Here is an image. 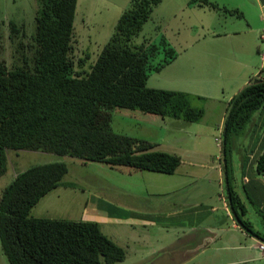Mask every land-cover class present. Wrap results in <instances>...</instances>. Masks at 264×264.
<instances>
[{
  "label": "trees",
  "instance_id": "obj_1",
  "mask_svg": "<svg viewBox=\"0 0 264 264\" xmlns=\"http://www.w3.org/2000/svg\"><path fill=\"white\" fill-rule=\"evenodd\" d=\"M161 2L130 0L88 72L76 71L85 60L75 47L77 0H38L29 42L23 26L0 23V177L6 172L7 152L22 150L70 157L82 164L128 167L133 172L175 173L181 164L178 155L155 150V143L112 128V111L117 108L187 123L203 116L190 107L187 93L146 85L151 72H160L178 57L160 29L134 41ZM204 5L216 8L205 0ZM6 46L9 59L4 57ZM263 74L264 67L227 103L219 143L226 154L228 204L235 223L262 241L232 188L228 153L231 138L242 133L257 112L264 114ZM261 128L247 133L255 147ZM252 156L245 160H252L255 172L264 178V142ZM67 172L63 162L31 166L2 191L0 249L8 264H117L125 259L126 250L107 238L96 222L30 214Z\"/></svg>",
  "mask_w": 264,
  "mask_h": 264
},
{
  "label": "rangeland",
  "instance_id": "obj_2",
  "mask_svg": "<svg viewBox=\"0 0 264 264\" xmlns=\"http://www.w3.org/2000/svg\"><path fill=\"white\" fill-rule=\"evenodd\" d=\"M179 1L162 0L134 41L137 43L143 36L154 35L158 29L170 38L171 45L181 54V60L160 72H151L146 85L148 88L187 93L190 96V107L201 110L203 116L196 123H187L144 114L138 110L117 108L112 111L114 132L153 142L157 144L155 150L180 157L181 164L174 174L133 172L128 167L111 168L97 162L82 164L70 157L22 150L7 152L6 172L0 177L1 197L2 191L15 176L27 168L50 162L65 163L68 172L60 185L45 195L30 214L46 219L96 222L104 235L125 248V259L117 264H158L159 260H165V264H176L177 261H183V264L215 261L216 252L209 251L205 256L198 254L196 259L186 255L184 250L197 245L201 240L204 242L203 238L209 234L201 230L189 234L185 230H166L157 226H163L169 221L163 217L171 209L175 211L191 204L215 205L218 213L226 215L223 206L229 202L224 161L226 154L221 151L217 139L222 142L227 103L249 78L254 77L252 72L258 70L257 66L262 62L258 53L264 56L263 19L250 0H205L214 5V9L204 5V0H198L196 5L191 3L193 8L186 6L178 11L177 6L174 10ZM234 7L242 10V14L236 10L240 16L234 12L232 14ZM38 8V0H0V23L11 21L23 26L25 42H29L34 34V17ZM116 16L114 9H106L104 6L103 9L97 8L92 11L91 17L93 21L104 18L102 25H86L80 31H75L77 54L85 58L83 65L77 67L76 71L90 70L97 54L113 33ZM237 48L248 56L235 54ZM4 57H10L8 46ZM246 60V66H242L240 63ZM260 113L255 114L242 133L231 138L228 157L232 188L247 218L252 222L260 220L262 223L257 226L264 230L263 214H258L257 207L251 206L247 191L243 188V184L250 180L264 191V185L261 184L264 178L255 172L252 160L245 162L247 156L249 158L251 153L256 152L247 133L262 124L260 131H264V119L261 120ZM176 121L183 123L180 130L173 124ZM250 163L253 166L249 167ZM190 198L194 201L187 204ZM107 203L118 210L129 207L141 210L153 206L156 207L155 215L161 219H157V226L154 227L147 226L144 219L142 223L146 227L140 228L133 225L136 221L131 217H123L122 220L113 217L93 218L94 215H110L106 213ZM228 209L233 218L229 204ZM257 214L260 218H254ZM123 215L113 213L111 216L120 218ZM129 221H134L132 228ZM215 236L211 246L216 245L217 234ZM151 251L155 254L149 258L148 252ZM187 259L193 260L186 262ZM0 264H8L1 249Z\"/></svg>",
  "mask_w": 264,
  "mask_h": 264
},
{
  "label": "crops",
  "instance_id": "obj_3",
  "mask_svg": "<svg viewBox=\"0 0 264 264\" xmlns=\"http://www.w3.org/2000/svg\"><path fill=\"white\" fill-rule=\"evenodd\" d=\"M129 1L130 0H77L75 19H74V32L76 30L80 31V29L83 26L85 27L86 25H102L104 18L97 19V21H93L91 17V13L93 10L97 8L103 9V6L106 9L116 10L117 16L115 20H117L121 12L128 5ZM180 1L182 2L180 3ZM180 1L175 4L174 10H176L177 6H178L177 9L178 11L180 9L185 8L186 6L189 9L193 8V6L191 7L190 4L191 0H180ZM250 1L256 8H258V11L263 19V24H264V0H250ZM234 8H235L234 10H238L242 14V10L240 8L238 7H234ZM167 38L169 39L170 42L171 41L170 38L169 37ZM179 47H186V46H179ZM235 54L237 55L244 54V56H248V54H246L244 51H241V49L238 48L237 51H235ZM180 55L181 54H178V57L166 67L172 66L174 64L176 65L177 62L181 60ZM262 55L260 56L258 53V57L262 60V62L261 64H259V66H257L259 67L258 70L252 72V75L254 76L257 75L259 73V70H261L264 67V59H263L264 56L262 57ZM254 56L255 55H253L252 58H254ZM236 63H240V62H236ZM240 64H242V66H246L247 60L245 63H240ZM260 118L261 120H263L264 114H261ZM173 124L175 126H178L179 128L176 127L175 128L179 130L181 129V127H183V123H180V121H176ZM261 126L263 127V124ZM255 141L256 142L258 141V144L255 147V151H257L264 142V131H260L259 134H256ZM253 154H256V152ZM248 161H249L248 159L245 160L246 163ZM246 163L243 164V167L246 166ZM250 166H253L252 163H250L249 167ZM261 184L264 185V183ZM243 188L247 191L246 195H248L247 196L248 201L250 202L251 206L254 205L255 207H257L258 209L257 213L258 212H259L258 214L262 213L264 218V191H261L254 183H251L250 180H248V183H246L243 186ZM192 201H194L193 198H190L187 204L191 203ZM203 204L204 203H200L197 206H193V204H191L185 208L175 211L171 209L163 217L164 219L169 220L163 226L156 225L157 219H161V218L155 215L154 210L156 209V207L153 206H149L146 209L142 208L141 210H135L128 206L129 208L127 209L118 210L115 209L116 207H114L111 203H107L108 210L106 213L110 215H94L93 218L95 216L101 217L103 219L105 218L108 219L109 217H113L122 220L121 218L123 217L126 218L131 217L136 221V224H133L134 221H129V224H131L130 225L131 228H132V224L139 226L140 228H145L146 226L145 224L142 223V220L146 219L148 223L147 226L154 227L156 225L157 227H161L162 229L166 228V230L181 229L183 231L185 230L189 234H191V232L194 230H201L209 234V236L203 238V240H205L204 242H202L201 240L197 245H192V247H188V248L186 247L184 249L185 254L189 255L190 257H196L197 259L198 254L200 256L201 255L205 256L207 252L213 251L216 252V255L212 252L216 258L213 263H210V261L208 263L202 261L198 264H264V253L259 251L258 249V245L260 243H264V241L256 238L255 236H250L249 234L245 233L243 230L240 229V227L235 223L234 218H232L231 214L229 213L230 211L228 209L227 202L226 204L223 205L225 209L224 212L226 213V215H224L223 213H218L217 207L215 205H211V204L203 205ZM120 211H123L124 213ZM113 213L125 214V215L119 218V216H111ZM258 214L255 215L254 218L259 217ZM245 218L251 223V226H253L254 231L264 238V230H261L259 226H257L260 225L262 222L260 220H253L252 222L251 220H249V218H247L246 214H245ZM227 220H230V222H228ZM216 234H217L216 245L211 246V241H213L216 238L215 236ZM105 236L109 238V236L107 235ZM144 238L145 237H143L142 239ZM154 254H155L154 251L148 252L147 257L150 258ZM139 256L142 255L139 254ZM191 260L193 259H187L186 262L188 261L191 262ZM164 261L165 260H159L158 264H165ZM177 262L175 263L176 264L184 263L183 261L179 263Z\"/></svg>",
  "mask_w": 264,
  "mask_h": 264
},
{
  "label": "built area",
  "instance_id": "obj_4",
  "mask_svg": "<svg viewBox=\"0 0 264 264\" xmlns=\"http://www.w3.org/2000/svg\"><path fill=\"white\" fill-rule=\"evenodd\" d=\"M217 142L220 143V141H219L218 139H217ZM258 249H259V251H261V252L264 253V244H263V243H260V244L258 245Z\"/></svg>",
  "mask_w": 264,
  "mask_h": 264
}]
</instances>
